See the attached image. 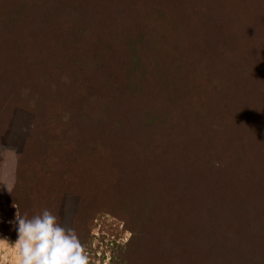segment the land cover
Listing matches in <instances>:
<instances>
[{
	"label": "trees",
	"instance_id": "trees-1",
	"mask_svg": "<svg viewBox=\"0 0 264 264\" xmlns=\"http://www.w3.org/2000/svg\"><path fill=\"white\" fill-rule=\"evenodd\" d=\"M174 5L189 41L175 96L143 86L139 56ZM113 61L142 71L139 94L89 98ZM1 94L0 121L11 105L29 120L7 199L21 215L61 221L65 195L93 189L65 164L111 162L121 191L101 201L133 232L115 264H264V0H0ZM10 131L0 123V139ZM89 194L76 193L75 230Z\"/></svg>",
	"mask_w": 264,
	"mask_h": 264
},
{
	"label": "rangeland",
	"instance_id": "rangeland-1",
	"mask_svg": "<svg viewBox=\"0 0 264 264\" xmlns=\"http://www.w3.org/2000/svg\"><path fill=\"white\" fill-rule=\"evenodd\" d=\"M184 22L185 18L181 8L174 5V8L172 6L170 8L165 7L163 15L152 20V23L147 26L148 35L143 36L141 40L142 46L140 47V51L142 53L139 52V56L142 57L141 61L147 69L145 78L150 80V83L143 79L142 71L137 66L113 61L114 64H117V73L113 72V75H116L115 78L107 79L105 76L103 80L102 78L97 79V76L106 72L103 69H100L103 73L97 70L93 71L92 73L95 72L93 76L96 77L90 81V84L85 89L87 96L91 99L98 98L101 101L105 99L107 102L109 96L115 97L116 94L121 95L120 92L123 86L132 87V90L129 91L130 94L133 92L138 93L140 79H143L142 84L144 87L156 85L159 81L162 86L171 92V95L175 96V76L181 70V66L178 64L179 58L183 53L188 54L189 41L186 40L182 31L176 33H173V31L180 29L185 24ZM176 36H178V40ZM191 45L193 46V44ZM175 64L177 65V69H175ZM112 67H114L113 63ZM130 78H132V81H129ZM179 95L180 93L177 97ZM183 96L185 100H188L189 96H192V92H186ZM178 101L181 103L179 105L180 109L184 108L182 100ZM10 110L9 117L0 121L3 125V132L8 126L11 127L9 134L0 139V239L9 240L5 236V233H7L14 239L13 241L11 239L9 241L14 243L17 239V232L14 230V225L10 222L15 220L17 209L13 205H8L7 199L16 182L18 153L22 149L24 137L27 134L25 126L29 120L22 115V112L12 108V105ZM34 149L37 150L36 153L33 152ZM39 152L40 150L36 146L31 147L29 150L31 156ZM79 163L73 159L72 161L69 160V163L65 165L74 174L80 175V178L91 183L94 190L79 189L75 193H67L64 198L63 210L61 213L56 210L58 215L61 216L62 224L65 227L73 228V222H75L73 219L77 206L76 193L89 194L97 188L95 197L89 194L91 197H94L90 204L91 208L82 210L90 218V224L79 230L76 228V231L80 234L82 243L87 249L91 264H115L121 260V254L128 249L133 232L123 220L113 214V211L116 210L115 208L110 210L107 207L108 211L104 209L101 199L103 196L108 198L110 191L111 193L112 191H121V187L115 180V172L111 170V162L106 166L105 163L104 165L98 164L97 169H93L94 172L88 171L81 162ZM123 193L128 194L126 189ZM139 230L138 227V230H136L138 235ZM18 261L16 249L11 243L0 245V264H18Z\"/></svg>",
	"mask_w": 264,
	"mask_h": 264
},
{
	"label": "clouds",
	"instance_id": "clouds-1",
	"mask_svg": "<svg viewBox=\"0 0 264 264\" xmlns=\"http://www.w3.org/2000/svg\"><path fill=\"white\" fill-rule=\"evenodd\" d=\"M11 221L17 232L14 243L0 239V245L11 243L16 249L18 264H91L85 245L75 228L65 227L48 208L29 217L18 207Z\"/></svg>",
	"mask_w": 264,
	"mask_h": 264
}]
</instances>
